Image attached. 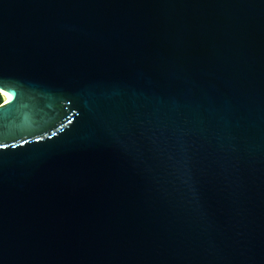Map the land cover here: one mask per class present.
<instances>
[{
    "label": "water",
    "instance_id": "95a60500",
    "mask_svg": "<svg viewBox=\"0 0 264 264\" xmlns=\"http://www.w3.org/2000/svg\"><path fill=\"white\" fill-rule=\"evenodd\" d=\"M0 264H264V0H0Z\"/></svg>",
    "mask_w": 264,
    "mask_h": 264
},
{
    "label": "trees",
    "instance_id": "16d2710c",
    "mask_svg": "<svg viewBox=\"0 0 264 264\" xmlns=\"http://www.w3.org/2000/svg\"><path fill=\"white\" fill-rule=\"evenodd\" d=\"M3 100H4V97H3L2 93L0 92V104L3 103Z\"/></svg>",
    "mask_w": 264,
    "mask_h": 264
},
{
    "label": "snow or ice",
    "instance_id": "6c2138e0",
    "mask_svg": "<svg viewBox=\"0 0 264 264\" xmlns=\"http://www.w3.org/2000/svg\"><path fill=\"white\" fill-rule=\"evenodd\" d=\"M7 147H8L7 144L0 143V148H7Z\"/></svg>",
    "mask_w": 264,
    "mask_h": 264
}]
</instances>
